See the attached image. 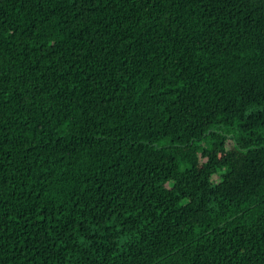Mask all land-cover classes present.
<instances>
[{
    "label": "trees",
    "instance_id": "obj_1",
    "mask_svg": "<svg viewBox=\"0 0 264 264\" xmlns=\"http://www.w3.org/2000/svg\"><path fill=\"white\" fill-rule=\"evenodd\" d=\"M0 264H264V0H0Z\"/></svg>",
    "mask_w": 264,
    "mask_h": 264
},
{
    "label": "rangeland",
    "instance_id": "obj_2",
    "mask_svg": "<svg viewBox=\"0 0 264 264\" xmlns=\"http://www.w3.org/2000/svg\"><path fill=\"white\" fill-rule=\"evenodd\" d=\"M226 144H227V147L229 148L231 146V141L230 140H227L226 141Z\"/></svg>",
    "mask_w": 264,
    "mask_h": 264
}]
</instances>
